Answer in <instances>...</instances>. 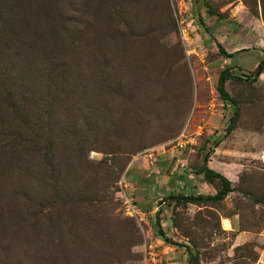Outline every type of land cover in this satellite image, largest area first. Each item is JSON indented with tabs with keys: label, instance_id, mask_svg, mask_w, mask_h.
I'll return each mask as SVG.
<instances>
[{
	"label": "rangeland",
	"instance_id": "1",
	"mask_svg": "<svg viewBox=\"0 0 264 264\" xmlns=\"http://www.w3.org/2000/svg\"><path fill=\"white\" fill-rule=\"evenodd\" d=\"M34 2L0 0V264H264V0ZM218 139L232 192L173 198Z\"/></svg>",
	"mask_w": 264,
	"mask_h": 264
},
{
	"label": "trees",
	"instance_id": "2",
	"mask_svg": "<svg viewBox=\"0 0 264 264\" xmlns=\"http://www.w3.org/2000/svg\"><path fill=\"white\" fill-rule=\"evenodd\" d=\"M35 6H38L39 4V0H35ZM206 10H208L207 12L208 13H211V10L209 9V7H206ZM5 12H7V10H1L0 9V36H2L3 34V31H2V28L1 26H4V25H7V24H10V23H13V15H12V12L11 13V19H10V22H7L4 24L5 22V19H4V15H5ZM201 23V22H200ZM4 24V25H3ZM67 30V27L64 28L63 27V31L62 32H66ZM218 46V51L221 53V55L225 58L227 57H231L233 52L232 53H226L219 45ZM262 65H263V61L262 59H260L258 61V63L256 64L255 66V69L253 71V76L256 77L260 72H261V69H262ZM232 76V73L227 69V68H224V69H221L217 75V78H216V84H215V90L219 96V98L221 100H225V101H228L229 103H231L232 105H234V101L233 99L227 94V92L224 90V87H223V83L225 81L226 78H229ZM23 94V93H22ZM24 95V94H23ZM24 100H27L26 104L29 103V98L24 95ZM235 118H236V110L233 111V113L229 116L228 118V123L229 124H232L234 121H235ZM48 124V122H47ZM53 124H56L55 121H50L49 122V125H53ZM19 142V141H18ZM220 142V140H215L213 142V145H211V147H209V149H207L205 152L203 153H199V160H200V167L197 169V172L198 173H201L202 176H203V179L207 182H214L215 184V192L213 194H205V195H201V194H187V195H177L173 198H177L178 201L180 202H188V203H215V202H219L223 199V197L229 193L230 191H232V187L230 185V181L225 177L223 176L221 173L209 168L207 166V160H208V156L209 154L212 152V148L214 146H216L218 143ZM22 143H16L14 147H11V150H16L17 153L18 151H22ZM51 150H56L55 147L51 146L50 147ZM76 210L75 208H73L71 205H69L68 207V213L72 212ZM64 211V210H63ZM158 214L156 213L155 214V220L157 221V225H156V231H157V234L158 236L164 241V242H171L168 238H166L164 236V233L163 231L161 230L160 226L158 225ZM61 236V235H59ZM40 243H43L44 244V240H39ZM36 245V249H34L32 247V258L35 259V261L37 262V264H41L42 262V257L39 253V251H41L43 248L41 247V245L38 243V241L35 243ZM55 245L57 244H54L53 241H51V247L53 248ZM51 258V260H55L56 257L55 256H52V257H48V259ZM47 259V257H46ZM186 264H198V261H197V258H196V255H193L191 253H188V257H187V262Z\"/></svg>",
	"mask_w": 264,
	"mask_h": 264
},
{
	"label": "crops",
	"instance_id": "3",
	"mask_svg": "<svg viewBox=\"0 0 264 264\" xmlns=\"http://www.w3.org/2000/svg\"><path fill=\"white\" fill-rule=\"evenodd\" d=\"M208 161V160H207ZM207 166H208V164H207ZM209 167V166H208ZM209 168H211V167H209ZM212 169V168H211ZM213 170H215V171H217V172H219V173H221L223 176H225L229 181H231V187L233 188V184H232V180L226 175V174H224L222 171H220L219 169H213ZM201 179H200V181H198L197 182V184H196V188L197 189H199V190H206V192L204 193V194H213L215 191L214 190H211L210 188H209V183L210 182H207V181H205L204 179H203V176H201L200 177ZM232 191H230L229 193H231ZM194 195L195 194H201L202 195V193H200V192H198V191H196L195 193H193ZM228 195V194H227ZM223 219H225V220H227V223H228V225H230L229 223V219L228 218H223ZM223 219H222V221H223ZM224 229H227V228H224ZM260 260V259H259Z\"/></svg>",
	"mask_w": 264,
	"mask_h": 264
}]
</instances>
